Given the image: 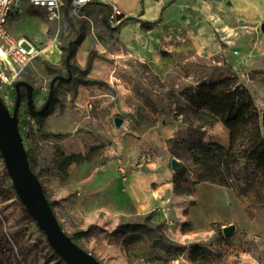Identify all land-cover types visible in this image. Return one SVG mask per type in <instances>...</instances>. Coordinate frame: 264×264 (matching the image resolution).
Returning <instances> with one entry per match:
<instances>
[{"label": "rangeland", "instance_id": "374dc122", "mask_svg": "<svg viewBox=\"0 0 264 264\" xmlns=\"http://www.w3.org/2000/svg\"><path fill=\"white\" fill-rule=\"evenodd\" d=\"M106 5L61 19L40 45L47 51L19 79L34 87L40 110L52 79L68 77L72 43V79L56 84L48 114L34 116L26 103L19 113L30 167L63 231L103 264H264V190L257 187L240 195L201 183L146 214L122 208L150 183L159 186L154 178L143 182L150 172L173 180L174 189L189 188L198 177L189 146L200 137L229 139L221 123L202 136L187 127L185 89L236 78L264 113V21L238 16L229 0H171L160 25L145 30L132 24L138 16L113 17ZM2 98L13 112L15 91ZM115 117L125 119L122 129ZM70 155L89 160L64 171ZM172 158L181 162L176 171ZM127 223L135 231H122ZM232 224L236 233L225 238L223 227ZM195 247L207 254L193 262ZM0 264H67L19 200L1 153Z\"/></svg>", "mask_w": 264, "mask_h": 264}, {"label": "trees", "instance_id": "16d2710c", "mask_svg": "<svg viewBox=\"0 0 264 264\" xmlns=\"http://www.w3.org/2000/svg\"><path fill=\"white\" fill-rule=\"evenodd\" d=\"M166 9L163 10V14ZM162 22V16L155 22H142V28L151 30ZM93 81L83 80V85ZM187 127L202 136L207 128L221 123L228 131L227 145L205 142L201 137L189 146V159L196 168L198 177L189 188L175 187L177 194L192 195L201 183H212L231 189L240 195L251 192L253 183L264 180V113L258 109L249 90L239 85L236 78L202 82L184 90ZM25 98V91L22 90ZM23 101V100H22ZM48 114V109L42 116ZM170 143L179 141L171 139ZM89 160L87 156L70 155L63 161L62 169L74 163ZM187 183H189L187 181ZM136 224L120 225L122 231H135ZM171 246V245H170ZM184 250V246H177ZM207 249L195 247L190 259H202Z\"/></svg>", "mask_w": 264, "mask_h": 264}, {"label": "water", "instance_id": "95a60500", "mask_svg": "<svg viewBox=\"0 0 264 264\" xmlns=\"http://www.w3.org/2000/svg\"><path fill=\"white\" fill-rule=\"evenodd\" d=\"M261 31L264 32V23L261 24ZM72 53V43H70L65 60L68 77L57 75L52 79L47 101L40 110L37 109L34 103V87L25 80H19L15 83L16 101L13 112H10L0 96V153L19 200L24 205L27 213L45 233L55 253L67 264H103L93 254L76 244L63 231L41 182L30 167L28 154L19 130L22 89L26 90L27 107L31 114L34 116L43 115L54 99L56 84L59 81H70L72 79ZM124 123L125 119L115 117L114 125L117 129H122ZM180 165L179 160L172 158L171 167L173 171H176ZM236 230L237 227L234 224L225 226L223 227V234L225 238H230L236 233Z\"/></svg>", "mask_w": 264, "mask_h": 264}, {"label": "crops", "instance_id": "0c3cea01", "mask_svg": "<svg viewBox=\"0 0 264 264\" xmlns=\"http://www.w3.org/2000/svg\"><path fill=\"white\" fill-rule=\"evenodd\" d=\"M106 1L117 5L128 18L138 16L139 21L135 20L136 22L132 23L134 26L138 27H140V23L142 22H155L161 16L163 18V10H167V5L165 4L166 2H168V4L171 2V0L170 2L168 0ZM229 2L233 7V11L237 13L238 16L249 20L264 21V0H229ZM106 6V3L104 2H96L81 7L78 10H93L91 8H97L104 11ZM22 8V14L14 12L11 15L8 22L9 31L16 38H30L41 45L45 40H48L49 36L47 35H49L51 28L53 29V32L59 22H51L47 20L44 11L31 7L27 2H23ZM71 12H73V10L69 4H67L62 11V20H64L67 15L69 16ZM30 28L32 29V32ZM228 141L229 139L222 145H227ZM149 176L151 177L147 178L143 176V182L154 178V181L159 180V186L154 188L153 183H150V185L147 186V189H145V191H143L139 196H133L135 198H130L127 205L122 206L123 209L127 206L133 207L137 213L146 214L151 212L156 206L166 204L167 200H175L173 180L170 182H162V179H160L156 173L152 174L151 172L149 173ZM255 187L259 189V192L260 190H264V180L254 182L251 191H254ZM182 200L186 203L184 199ZM187 202H190V200H187ZM117 214L119 215L123 213L118 210Z\"/></svg>", "mask_w": 264, "mask_h": 264}, {"label": "built area", "instance_id": "2783aa9c", "mask_svg": "<svg viewBox=\"0 0 264 264\" xmlns=\"http://www.w3.org/2000/svg\"><path fill=\"white\" fill-rule=\"evenodd\" d=\"M23 2L45 12L47 20L59 22L62 11L69 4L73 11L96 2L109 4L113 17L122 15L114 3L106 0H0V96L6 97L15 91V83L19 81L28 66L37 57L43 55L40 44L30 38H16L9 31L8 22L15 12L22 14ZM2 93L4 95H2Z\"/></svg>", "mask_w": 264, "mask_h": 264}, {"label": "flooded vegetation", "instance_id": "af4514ba", "mask_svg": "<svg viewBox=\"0 0 264 264\" xmlns=\"http://www.w3.org/2000/svg\"><path fill=\"white\" fill-rule=\"evenodd\" d=\"M22 90L25 91V98L22 97V100H23L22 103H26V105H27V100H26V90H25L24 88H23Z\"/></svg>", "mask_w": 264, "mask_h": 264}, {"label": "bare ground", "instance_id": "6f19581e", "mask_svg": "<svg viewBox=\"0 0 264 264\" xmlns=\"http://www.w3.org/2000/svg\"><path fill=\"white\" fill-rule=\"evenodd\" d=\"M47 50H45L44 52H46Z\"/></svg>", "mask_w": 264, "mask_h": 264}]
</instances>
